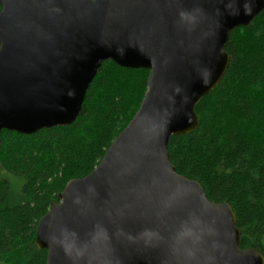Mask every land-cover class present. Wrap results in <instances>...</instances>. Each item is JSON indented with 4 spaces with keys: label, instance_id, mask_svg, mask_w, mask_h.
<instances>
[{
    "label": "water",
    "instance_id": "obj_1",
    "mask_svg": "<svg viewBox=\"0 0 264 264\" xmlns=\"http://www.w3.org/2000/svg\"><path fill=\"white\" fill-rule=\"evenodd\" d=\"M3 130L68 127L102 65L149 70L140 108L99 165L71 180L39 221L47 264H264L240 248L230 204L171 163L173 136L224 78L230 33L264 0H0ZM194 18L181 23L180 12Z\"/></svg>",
    "mask_w": 264,
    "mask_h": 264
},
{
    "label": "trees",
    "instance_id": "obj_2",
    "mask_svg": "<svg viewBox=\"0 0 264 264\" xmlns=\"http://www.w3.org/2000/svg\"><path fill=\"white\" fill-rule=\"evenodd\" d=\"M225 50L229 67L196 106L198 128L171 137L168 152L209 201L231 205L240 248L264 256V11L233 30ZM148 75L107 61L72 125L32 135L2 131L0 173L14 180L0 178V264H47L35 242L39 221L67 183L99 165L139 110Z\"/></svg>",
    "mask_w": 264,
    "mask_h": 264
},
{
    "label": "clouds",
    "instance_id": "obj_3",
    "mask_svg": "<svg viewBox=\"0 0 264 264\" xmlns=\"http://www.w3.org/2000/svg\"><path fill=\"white\" fill-rule=\"evenodd\" d=\"M179 15H180L181 23H185V22H187L188 24L194 23V18L190 16L188 13L182 11L180 12Z\"/></svg>",
    "mask_w": 264,
    "mask_h": 264
},
{
    "label": "rangeland",
    "instance_id": "obj_4",
    "mask_svg": "<svg viewBox=\"0 0 264 264\" xmlns=\"http://www.w3.org/2000/svg\"><path fill=\"white\" fill-rule=\"evenodd\" d=\"M0 178L7 179V180H10V181L14 180V177L12 175L7 174V173H5V174L0 173Z\"/></svg>",
    "mask_w": 264,
    "mask_h": 264
}]
</instances>
